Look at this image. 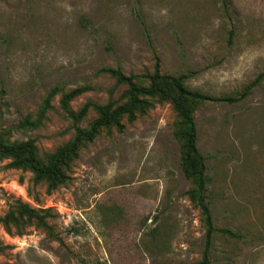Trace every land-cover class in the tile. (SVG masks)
<instances>
[{"label": "rangeland", "instance_id": "1", "mask_svg": "<svg viewBox=\"0 0 264 264\" xmlns=\"http://www.w3.org/2000/svg\"><path fill=\"white\" fill-rule=\"evenodd\" d=\"M157 61L216 98L249 88L243 100H207L194 115L215 226L236 234L215 232L209 264H264V0H0V133L34 139L47 159L75 133L63 93L89 86L71 101L76 110L122 102L126 85L102 69L146 84ZM54 87L43 123L18 128ZM153 102L134 121L123 117L122 131L103 128L53 191L0 161V264L203 260L206 226L187 194L180 119L170 101ZM96 117L91 108L81 125ZM20 201L46 225L20 216Z\"/></svg>", "mask_w": 264, "mask_h": 264}, {"label": "trees", "instance_id": "2", "mask_svg": "<svg viewBox=\"0 0 264 264\" xmlns=\"http://www.w3.org/2000/svg\"><path fill=\"white\" fill-rule=\"evenodd\" d=\"M223 1L225 2V0ZM102 71L114 76L117 83L126 85L127 88L122 95L124 101L109 99L105 104L88 101L76 110L71 106V101L87 91L89 86H79L67 91L63 93L60 102L63 111L72 120L75 128L72 139L61 145L47 159H44L40 155L34 139L10 141L0 133V161L8 159L10 161L5 165L6 167L31 171L35 183L46 182L47 189L53 191L71 179L67 171L71 163L78 158L81 148L92 142L103 128L110 129L115 126L119 131H122L124 129L123 117L134 121L139 114L146 113L153 106L154 99L158 102L170 101L178 113L182 126L181 135L184 139L182 167L186 176L194 183V187L189 189L187 194L200 210L206 226L205 251L203 260L199 264H209V252L215 232L221 231L233 236L236 234L230 229H220L215 226L209 200L210 177L207 172L206 159L198 147V127L194 112L199 104L207 100H223L231 103L243 100L248 96L249 88L239 98H216L190 88L186 84L184 75L162 73L158 61L154 71L147 75L148 82L146 84L139 83L136 77L127 75L119 68H103ZM259 81L260 76L254 84ZM57 90L56 87L49 90L35 119L27 116L20 121L17 127H39L52 107V98ZM91 108L96 111L97 117L88 127H83L81 123ZM16 209L20 216L36 218L41 224L46 225L45 216L29 204L20 201L16 205ZM11 215L13 214L11 213ZM4 220L7 222V216Z\"/></svg>", "mask_w": 264, "mask_h": 264}]
</instances>
